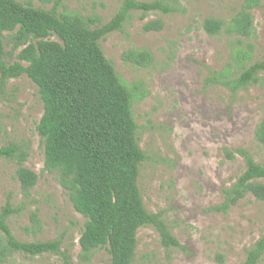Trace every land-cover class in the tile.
<instances>
[{
  "label": "rangeland",
  "instance_id": "obj_1",
  "mask_svg": "<svg viewBox=\"0 0 264 264\" xmlns=\"http://www.w3.org/2000/svg\"><path fill=\"white\" fill-rule=\"evenodd\" d=\"M32 7L74 14L107 23L124 0H17ZM152 2L155 0H136ZM172 12L133 11L120 31L99 41L121 81L132 93V114L137 124L136 141L145 153L140 165L138 187L145 209L160 214L181 248H164L151 226L137 231L134 264H240L246 251L264 234V202L252 196L240 200L226 213L212 207L223 199L222 190L244 171L242 157L227 159L224 149L247 150L264 164L263 149L254 131L264 117V72L255 84L232 92L209 79L222 78L226 70L238 73L264 60L263 7L252 10L254 31L249 37L224 28L242 9L243 0H159ZM225 24L220 34L210 36L202 28L205 19ZM160 19L161 31L145 32L143 25ZM4 61L17 62L18 50L3 33ZM127 51H147V66L127 62ZM228 73V78L234 77ZM36 86L25 76L10 79L0 93V146L12 143L25 149L24 167L37 175V182L25 198L16 177L15 161L0 159V208L8 199L20 214L7 225L13 236L24 242L62 240L61 250L68 264H109L102 249L90 262L78 258V240L85 218L77 213L55 174L44 170L43 147L36 132L42 115ZM36 212L39 230H33L29 216ZM4 235L0 231V238ZM221 255L223 261L217 256ZM14 264H64L60 256L29 257L16 254ZM258 264H264V256Z\"/></svg>",
  "mask_w": 264,
  "mask_h": 264
},
{
  "label": "trees",
  "instance_id": "obj_2",
  "mask_svg": "<svg viewBox=\"0 0 264 264\" xmlns=\"http://www.w3.org/2000/svg\"><path fill=\"white\" fill-rule=\"evenodd\" d=\"M263 7L261 0H243L241 11L230 24L207 18L203 30L210 36L226 31L249 37L254 31L252 10ZM167 14L172 10L161 1L124 0L119 11L105 24L91 28L97 20L83 19L74 14L58 13L32 7L30 1L0 0V93L6 83L25 75L37 88L42 103V115L36 132L43 147L44 170L55 174L67 192L74 210L85 218L78 240L81 262H90L94 253L104 249L109 264H134L137 231L153 227L161 245L181 248L161 219L149 213L138 187L140 165L146 155L136 141L137 124L132 114V93L121 81L112 63L106 59L99 41L120 31L131 12ZM160 19L143 25L145 32L161 31ZM17 53V62L4 61V37ZM123 59L147 66L151 55L147 51H127ZM210 82L228 88L232 94L257 83L264 72V60L249 66L242 64L238 73L226 70ZM236 74L228 78L227 74ZM254 139L263 149L264 117L254 131ZM227 159L242 157L244 171L228 188L222 190V202L211 208L226 213L240 200L252 196L264 202V164L257 163L245 149H224ZM28 157L25 149L12 143L0 146V159L15 161L16 177L21 193L29 198L37 175L24 167ZM18 206L8 199L0 208V264H14L16 254L29 257L54 254L68 264L69 256L61 250L62 240L24 242L10 231L7 220L20 214ZM33 230H39L36 212L29 216ZM264 256V234L246 251L240 264H258ZM223 261L221 255L217 256Z\"/></svg>",
  "mask_w": 264,
  "mask_h": 264
}]
</instances>
